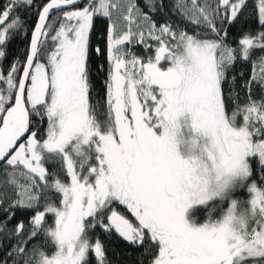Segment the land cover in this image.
Wrapping results in <instances>:
<instances>
[{
  "label": "snow or ice",
  "instance_id": "1",
  "mask_svg": "<svg viewBox=\"0 0 264 264\" xmlns=\"http://www.w3.org/2000/svg\"><path fill=\"white\" fill-rule=\"evenodd\" d=\"M113 240L264 264V0L0 3V264H122Z\"/></svg>",
  "mask_w": 264,
  "mask_h": 264
},
{
  "label": "trees",
  "instance_id": "2",
  "mask_svg": "<svg viewBox=\"0 0 264 264\" xmlns=\"http://www.w3.org/2000/svg\"><path fill=\"white\" fill-rule=\"evenodd\" d=\"M4 2L5 0H0V3H4ZM34 12H35V9L33 10V12L28 13L29 26L34 24V22L37 19L36 16L33 14ZM29 38H30L29 36H22L21 38L17 39L12 45L13 51H16L17 49H19V51L22 53L24 51V48ZM101 62L102 61H99L94 58V65L96 63H101ZM235 71L236 72L244 71L245 74L247 75L250 71V68L242 67L240 64H237ZM93 78H94V83L96 85V90L99 92L101 89V81L103 77L98 75L95 72V68L93 69ZM121 211H123V209H121ZM27 215H29V213H26V212L17 213L18 218H24ZM205 215L206 214H201L199 218L203 220L205 218ZM97 235L100 236L101 239H104L103 233L99 232V230L97 231ZM105 243H107V241H105ZM109 247L110 249H113L118 253V258L120 259L122 264H136V261L139 259V253L132 252L131 249H128L124 243L118 240H113L112 243L109 245ZM109 255L111 256V252L109 253Z\"/></svg>",
  "mask_w": 264,
  "mask_h": 264
},
{
  "label": "rangeland",
  "instance_id": "3",
  "mask_svg": "<svg viewBox=\"0 0 264 264\" xmlns=\"http://www.w3.org/2000/svg\"><path fill=\"white\" fill-rule=\"evenodd\" d=\"M200 219V218H199ZM201 220V219H200ZM203 220H201V222H202Z\"/></svg>",
  "mask_w": 264,
  "mask_h": 264
}]
</instances>
